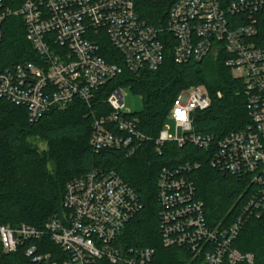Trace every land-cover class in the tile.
Segmentation results:
<instances>
[{"label":"built area","instance_id":"1","mask_svg":"<svg viewBox=\"0 0 264 264\" xmlns=\"http://www.w3.org/2000/svg\"><path fill=\"white\" fill-rule=\"evenodd\" d=\"M163 1L0 0V44L7 19L21 18L38 56L36 63L0 71V100L24 107L32 123L77 100L93 108L99 90L123 68L138 74L161 67L166 34L174 38L179 65L224 54L225 66L244 83L250 123L221 137L197 132V113L208 110L213 97L205 86H192L174 100L155 149L160 155L166 144L202 150L213 169L246 179L252 192L236 207L232 223L212 225L193 180L202 166L200 156L188 155L184 162L173 157L174 165L164 167L158 177L159 230L164 248L182 250L187 264H254V254L242 253L235 243L250 218L264 220V47L256 44L264 0H174L158 26L142 18L143 3ZM101 44L118 51L123 66L109 63ZM102 104L110 112L94 117L91 146L96 154L122 150L130 158L152 140L139 131L138 119L126 108L124 88H115ZM168 122L174 123L175 133ZM62 206V214L41 229L0 223V258L37 241L39 245L25 248V257L34 264H157L154 249L125 247L121 240L143 205L116 171L97 168L69 181ZM46 238L55 246L53 252H42Z\"/></svg>","mask_w":264,"mask_h":264},{"label":"trees","instance_id":"2","mask_svg":"<svg viewBox=\"0 0 264 264\" xmlns=\"http://www.w3.org/2000/svg\"><path fill=\"white\" fill-rule=\"evenodd\" d=\"M173 1L143 3L146 15L142 18L158 26L157 20H164ZM257 18L256 44L264 47V12ZM165 37L169 42L164 44V62L157 71L133 74L123 68L120 76L99 90L93 108L77 100L63 110H51L32 123L24 107L0 100L1 224L12 228L26 224L41 229L52 216L62 214L69 181L97 168L114 170L135 190L143 205L123 231L121 240L125 247L154 249L157 264H187L188 256L182 250L166 249L162 244L157 184L159 173L164 167L174 165V158L184 162L191 154L200 156L198 159L202 162L201 168L193 174V180L197 196L204 203L206 218L212 225L232 223L236 207L246 202L252 192L248 181L213 169L204 152L192 146L179 148L175 144H166L164 154L160 155L156 152L154 140L167 122L180 91L192 86H205L213 97L211 107L197 113V132L221 137L245 129L250 120L243 94L244 83L225 66L224 54L209 55L199 62L177 64L174 38L169 34ZM101 45L103 56L109 63L123 66L118 51L110 44ZM37 61L38 56L26 38L22 19L8 18L0 44V71L19 63ZM115 88L130 89L145 103L144 111L136 113L135 117L139 131L152 140L145 142L130 158L122 150H105L96 154L91 146L94 117L110 112L102 101ZM218 92H222V98L216 97ZM37 136L47 142V150L41 152L36 146L34 139ZM44 242L47 247L43 253L56 249L49 238ZM31 244L39 245V242L24 244L15 254L1 257L0 264H34L25 257V248ZM235 247L242 253L254 254V264H264V220L250 218L241 229ZM99 264L108 263L102 261Z\"/></svg>","mask_w":264,"mask_h":264},{"label":"rangeland","instance_id":"3","mask_svg":"<svg viewBox=\"0 0 264 264\" xmlns=\"http://www.w3.org/2000/svg\"><path fill=\"white\" fill-rule=\"evenodd\" d=\"M236 77H239L238 72L233 73ZM125 105L128 110H130L133 114L141 113L145 109V103L141 96L133 93L130 89H125ZM172 129V133H175V125L173 122H168ZM35 144L39 148L41 152L47 150L48 144L41 137H35Z\"/></svg>","mask_w":264,"mask_h":264},{"label":"snow or ice","instance_id":"4","mask_svg":"<svg viewBox=\"0 0 264 264\" xmlns=\"http://www.w3.org/2000/svg\"><path fill=\"white\" fill-rule=\"evenodd\" d=\"M179 115L181 116V118H183V113H180Z\"/></svg>","mask_w":264,"mask_h":264}]
</instances>
